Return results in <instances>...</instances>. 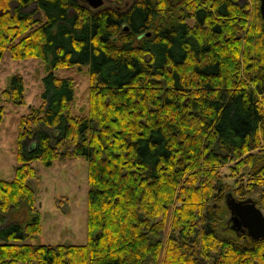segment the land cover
Returning <instances> with one entry per match:
<instances>
[{
  "label": "trees",
  "instance_id": "trees-1",
  "mask_svg": "<svg viewBox=\"0 0 264 264\" xmlns=\"http://www.w3.org/2000/svg\"><path fill=\"white\" fill-rule=\"evenodd\" d=\"M108 2L0 0V61L47 64L0 179V264H264V238L232 229L226 204L231 192L264 210L261 0ZM75 65L89 74L78 113L73 78L55 72ZM3 101L25 103L21 74L0 123ZM63 154L88 162L87 241L36 244L32 162Z\"/></svg>",
  "mask_w": 264,
  "mask_h": 264
},
{
  "label": "rangeland",
  "instance_id": "rangeland-1",
  "mask_svg": "<svg viewBox=\"0 0 264 264\" xmlns=\"http://www.w3.org/2000/svg\"><path fill=\"white\" fill-rule=\"evenodd\" d=\"M109 5L108 0H103L100 7ZM46 67L44 59L35 57L14 59L8 51L0 61V92L8 86L14 74H21L25 85V103L2 102L5 110L0 123V179L9 180L14 177L15 167L18 164L17 139L20 121L23 115L30 112L32 105L41 102ZM55 72L59 77H71L74 80L76 93L74 113L87 108L89 94L87 66H65ZM32 165L36 168V176L32 178V184L41 210L42 232L29 241L36 244L85 243L88 236L89 189L86 159L82 156L63 154L50 166L37 161L32 162ZM223 170L227 171L228 165H225ZM7 221L9 218L5 215L0 221V227H4Z\"/></svg>",
  "mask_w": 264,
  "mask_h": 264
},
{
  "label": "water",
  "instance_id": "water-1",
  "mask_svg": "<svg viewBox=\"0 0 264 264\" xmlns=\"http://www.w3.org/2000/svg\"><path fill=\"white\" fill-rule=\"evenodd\" d=\"M87 2L91 7L99 8L103 0H87ZM260 10L264 25V0H261ZM226 204L231 214L229 221L232 222V229L246 230L247 234L256 240L264 238V212L255 199L252 197L240 199L229 192L226 195Z\"/></svg>",
  "mask_w": 264,
  "mask_h": 264
},
{
  "label": "flooded vegetation",
  "instance_id": "flooded-vegetation-1",
  "mask_svg": "<svg viewBox=\"0 0 264 264\" xmlns=\"http://www.w3.org/2000/svg\"><path fill=\"white\" fill-rule=\"evenodd\" d=\"M244 199V198H243ZM231 225H232V222H231ZM238 231H240L241 233H243L244 232V234L246 233L247 234V231L245 230H242V229H239Z\"/></svg>",
  "mask_w": 264,
  "mask_h": 264
}]
</instances>
